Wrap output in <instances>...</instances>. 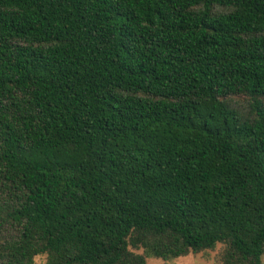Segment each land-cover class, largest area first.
<instances>
[{
  "label": "trees",
  "instance_id": "trees-1",
  "mask_svg": "<svg viewBox=\"0 0 264 264\" xmlns=\"http://www.w3.org/2000/svg\"><path fill=\"white\" fill-rule=\"evenodd\" d=\"M218 245L264 264V0H0V264Z\"/></svg>",
  "mask_w": 264,
  "mask_h": 264
},
{
  "label": "rangeland",
  "instance_id": "rangeland-1",
  "mask_svg": "<svg viewBox=\"0 0 264 264\" xmlns=\"http://www.w3.org/2000/svg\"><path fill=\"white\" fill-rule=\"evenodd\" d=\"M233 107L241 113L248 112V104L241 99L234 98ZM222 246L218 245L214 250L202 252L199 254H190L186 257L178 258L172 261H163L157 258H148L147 264H217V258L222 250ZM140 254L143 251L138 252ZM46 256H39L35 259V264H46Z\"/></svg>",
  "mask_w": 264,
  "mask_h": 264
}]
</instances>
